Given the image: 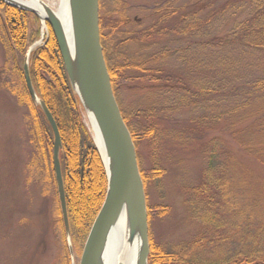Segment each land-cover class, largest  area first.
Wrapping results in <instances>:
<instances>
[{"label":"trees","instance_id":"trees-1","mask_svg":"<svg viewBox=\"0 0 264 264\" xmlns=\"http://www.w3.org/2000/svg\"><path fill=\"white\" fill-rule=\"evenodd\" d=\"M226 1L218 10H211L205 18L199 16L202 11L200 1L196 2L197 6L194 4L195 9L189 14H178L175 10L172 13L167 10L160 13L156 10V24L136 31L134 22L126 16H113L118 14L120 7L115 6L107 13V1L99 0L100 42L110 76L111 88L124 123L131 134L137 156L139 146L143 142L150 153L151 168L146 171L142 170L139 165L143 184H147L164 173L159 153L162 118L157 115L162 110L157 102L158 98L172 101V106L169 108L171 112L181 107L197 106L200 103L214 106H218L221 102L227 103V108L217 112L214 117L208 116L200 122L197 120L190 132L202 136L212 130V127L209 128V123L212 125L222 117L231 119L233 120L230 125L231 136L238 143L240 150L264 168V113L259 123H255L250 128H244L243 131L237 130L239 123L235 122L239 116H242V113L248 119L254 118L255 112H249L251 105L264 102V69L261 73L252 74L251 76L255 74L258 76H253V80L244 87L236 86L220 95L221 91H217L216 85L205 83L199 77L191 80L189 84L187 80L182 79L181 73L174 74L165 70L163 66L165 60L173 55L179 56L180 60L189 65L187 69L185 65V70L191 75L202 73L201 71L206 69L212 71L214 76H219L218 68H220L223 76V73L233 71L231 66L225 67L227 60L224 51L228 48L241 47L248 52H258L259 55L264 53V0ZM245 10H247L245 17L240 21L235 20L228 31H224L222 27L214 29L213 25L216 20L224 17L227 21L236 19ZM26 26L31 27L29 30L31 34L26 30ZM130 26L133 28H129ZM38 30L40 31V24L34 15L0 2V37L10 55V58L4 60L0 72H3V75L16 73L17 84L21 87V94L16 93L17 99L21 106L27 107L30 121L27 142V180L35 183L41 189L43 196L53 192L56 202L52 168L53 134L39 107L31 102L23 78L24 56L30 46V40L34 35H38ZM220 31L224 34H215ZM171 35L197 39L198 42L203 43L201 47L205 45V48L217 52V54H211L214 61L210 65H202L200 58L187 47L184 50H168L165 46L160 48V45L155 48L156 42H164ZM209 36H211L210 39ZM150 49H153V52L146 54V51ZM127 50L135 51L128 53ZM45 54H47L46 57ZM8 61H11V67L8 66ZM248 71L251 72V69ZM29 75L37 96L50 111L59 130L62 144L59 161L73 242L74 229L77 228L78 231L81 224H86L87 227L93 216L97 214L96 210H99V205L104 199L106 179L101 161L92 146L90 134L84 126L83 111L71 91L56 40L49 26L47 42L30 55ZM2 83L8 88L6 83ZM125 84H128L126 86L129 90L133 89L139 95L143 92L141 96L145 95L147 99L153 100L152 103L147 102V110L145 108L141 111L138 107H131L127 110L121 106L119 89ZM188 86L195 87L190 89ZM14 91L12 90V93ZM172 138L178 139V136L175 135ZM179 141L184 144L190 140L181 139ZM204 151L206 166L201 172V180L198 185L186 188L184 192L186 204L189 203V207L194 210L204 228L192 241L182 244L176 252H164L150 247L148 264H264V223L255 227L251 225L257 212L262 213L264 209L256 202L264 201L251 196L246 190L245 174L241 176L236 174L238 173L234 169L236 161L231 154L227 155L223 147L212 143L211 140L205 144ZM97 170L101 175L98 189L100 199L96 207L92 209L91 215L82 219L80 218L81 211L73 203L76 202L74 191L77 186L84 187L90 175H95V180ZM74 172L78 175L77 184L70 181L71 174ZM236 184L245 195L242 194V201H239L242 204H236L234 200L236 194L233 188ZM86 187L88 188L89 185ZM88 189L86 192L91 193V187ZM57 202L55 212L57 222L63 232ZM218 202H222L221 205H218ZM224 212L228 215L226 219L222 216ZM223 222L226 225L225 231ZM221 230L224 231L223 234L219 232Z\"/></svg>","mask_w":264,"mask_h":264},{"label":"rangeland","instance_id":"rangeland-1","mask_svg":"<svg viewBox=\"0 0 264 264\" xmlns=\"http://www.w3.org/2000/svg\"><path fill=\"white\" fill-rule=\"evenodd\" d=\"M42 1L53 10H56L60 3V0ZM106 1L107 13L112 11L115 6L120 7L118 14L113 16H126L131 22H134L136 31L148 28L151 24H156V10H159L160 13L164 12V10L172 13L175 10L178 14H189L197 6L196 2L200 1L202 11L199 16L205 18L211 10H218L222 4L227 2L226 0ZM209 3H211L210 6ZM246 13L247 10L238 15L236 19L229 21L226 20V17L220 18L215 21L213 27L214 29L222 27L224 31H228L234 21H240V19L245 17ZM102 14L105 15L104 12ZM30 28L26 26L28 32ZM129 28H133V26ZM29 34L31 33L29 32ZM215 34L222 35L224 33L220 31L215 32ZM39 36L40 31L38 35H34L30 40V46L39 40ZM208 38L210 39L211 36ZM156 44L155 48L160 45V48L165 46L168 50L190 48L191 52H195L200 58V63L206 66L212 64L214 61L212 55L217 54V52L205 48V45L202 48L201 45L203 43L198 42L197 39L192 40L187 37L179 38L171 35L164 42H156ZM153 49L146 51V54L152 53ZM127 52L133 53L131 50H127ZM224 52L226 54L225 59L227 60L225 67L231 66L233 71H227L223 73V76L221 74L222 69L220 68H218L219 76H214L212 71L206 69H203L202 73L191 75L185 70V65L186 69L189 65L180 60L179 56H170L165 60L163 66L165 70L174 74L181 73L182 79L187 80L189 84L191 80L199 77L205 83L208 82L216 85L217 91H221L220 95L223 92L232 90L236 86H240V88L244 87L253 80V76H258V74L251 76L252 74L261 73L262 69H264V53L259 55L258 52H248V50L241 47H231ZM7 58H10V55L4 41L2 42L0 37V70L4 65V60ZM7 64L11 67V61H8ZM248 69H251V72ZM2 82L6 83L8 88ZM17 83L18 78L16 73L3 75V72H0V264H71L64 234L61 232L57 222L55 212L56 202L58 201L57 194L55 202L53 192L50 191L51 193L43 196L41 189L35 183L27 180V142L29 140L28 130L30 128V121L27 107L21 106L18 102L16 93L21 94V87ZM126 85L128 84L119 89V102L121 106L127 110L131 107H138L141 111L145 108L147 110V102L152 103L153 100L147 99L145 95L141 96L144 94L143 92L141 95L136 94L133 90L135 83L132 91ZM194 87L188 86L190 89ZM12 90H15L14 93H12ZM157 102L160 104L159 107L162 110L157 116L162 118L159 153L164 173L147 184H143L148 222L149 250L150 247H153L164 252H176L182 244L192 241L199 231L204 228L194 210L189 207V203L186 204L184 192L186 188L198 185L201 180V172L206 166L204 150L205 144L208 141L212 140V143L219 144L227 155H232V158L236 161L234 168L238 172L236 174L239 176L245 174L246 190L251 196L258 197L262 201H264V168L240 150L238 143L231 136L232 129L230 125L233 121L231 119L222 117L212 125L209 123V128L212 127V130L202 136H198L195 132H190V129L195 126L197 120L200 122L208 116L214 117L217 112L224 111L227 108V103L221 102L218 106L200 103L197 106L181 107L179 110L171 112L169 108L172 106V101H164L163 98H158ZM251 107L249 112L254 111L255 117L248 119L244 113H242V116L238 114L239 117L235 120L236 123H239L236 127L238 131L250 128L255 123L261 121L260 118L264 113V102H257L251 105ZM82 119L84 126L90 134L92 146L98 154L93 135L89 130L84 114ZM175 135L178 136V139L172 138ZM181 139H188L190 141L183 144L182 141H179ZM138 154V167L140 165L142 170L148 171L151 168L150 153L145 148L144 142L139 146ZM101 166L104 171L102 163ZM235 170L234 172H236ZM95 172L97 173L96 178H99L97 184L96 179L94 180L95 175H90V172V178L87 177L85 186H77L74 191L76 202L73 203L81 211L80 218L82 219L89 216V214L91 215L92 209L96 207L100 199V191L98 189L101 175L99 170ZM71 176L70 181L72 180L73 184H77L78 175L74 172ZM88 185L91 187V193L86 192L89 190V187H86ZM233 191L236 194L234 199L236 204H242L239 201H242L243 193L238 184L234 186ZM95 193H98L97 198H94ZM87 196L88 198L86 199ZM103 200L99 205L100 207ZM221 203L218 202V205H221ZM256 203L264 207V202ZM223 209L225 211V204ZM263 211L262 213L256 211V218L251 223L253 227L264 223ZM96 215L93 216L90 225L87 227L86 224H81L78 231L77 228L74 229L75 234L73 235L72 242L74 264H78L88 231ZM222 216L226 219L228 215L224 212ZM225 229L226 225L223 230L225 231ZM224 231L221 230L219 232L223 234ZM81 235L84 237H80Z\"/></svg>","mask_w":264,"mask_h":264},{"label":"water","instance_id":"water-1","mask_svg":"<svg viewBox=\"0 0 264 264\" xmlns=\"http://www.w3.org/2000/svg\"><path fill=\"white\" fill-rule=\"evenodd\" d=\"M31 1L0 0L6 6L34 15L40 24V38L27 49L24 56L23 78L31 102L39 107L53 134L52 168L70 263L74 264V252L59 161L62 149L60 134L29 77L30 55L47 42V25L56 40L71 91L88 122L106 177L104 200L88 231L78 264H108L114 229L123 217L126 218L128 241L137 242L133 264H148L149 239L144 185L135 146L113 94L103 56L99 0H60L56 10L42 0H35L40 3L44 16L26 4ZM61 2L65 6L63 12L69 19L68 29L60 21ZM96 136L103 156L96 144Z\"/></svg>","mask_w":264,"mask_h":264},{"label":"bare ground","instance_id":"bare-ground-1","mask_svg":"<svg viewBox=\"0 0 264 264\" xmlns=\"http://www.w3.org/2000/svg\"><path fill=\"white\" fill-rule=\"evenodd\" d=\"M26 4L35 8L40 13L41 16H44V12L40 6V3L36 2L35 0H32L31 2H27ZM61 5H62V14L60 13V17H61L60 21H62V24L64 23L65 28L68 29L69 19L68 16L63 12V8L65 10V6L63 5L62 2ZM95 141L102 154V149L99 144V139L97 138V136L95 137ZM97 183H98V178H96V184ZM97 197L98 195L97 193H95L94 198ZM136 251H137V242L136 240L132 242L128 241L126 218L123 217L119 220V222L116 224V227L114 229V234L111 242V249L109 252L108 264H133L134 261L133 256L135 255Z\"/></svg>","mask_w":264,"mask_h":264}]
</instances>
